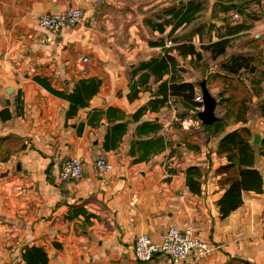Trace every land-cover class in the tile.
I'll return each instance as SVG.
<instances>
[{"label":"crops","instance_id":"crops-1","mask_svg":"<svg viewBox=\"0 0 264 264\" xmlns=\"http://www.w3.org/2000/svg\"><path fill=\"white\" fill-rule=\"evenodd\" d=\"M70 7L83 9L77 25L53 34L39 24ZM262 38L264 0H0V264H26L33 247L46 264H172L134 255L139 235L158 241L172 225L212 248L179 264H264V146H254L252 165L262 190H243L226 217L219 200L239 169L222 170L231 161L218 151L226 133L246 127L262 141L264 97L252 89L255 114L223 131L167 114L178 83L202 92L206 81L224 102L219 75L264 88V75L249 81L244 68L224 67ZM222 39L237 47L215 56L206 47ZM193 113L184 107L181 119ZM101 155L111 172L97 171ZM74 156L83 177L58 180ZM192 167L198 193L187 183Z\"/></svg>","mask_w":264,"mask_h":264},{"label":"trees","instance_id":"trees-1","mask_svg":"<svg viewBox=\"0 0 264 264\" xmlns=\"http://www.w3.org/2000/svg\"><path fill=\"white\" fill-rule=\"evenodd\" d=\"M230 6H228L229 8ZM229 46V39H222L215 42L206 48L212 50L213 54L220 55L226 52ZM185 51L197 54L194 45H187ZM200 57V53L197 54ZM264 57L249 58L244 54L231 56L230 60L224 65L225 69L232 74L239 73L240 69L255 73L258 81L264 74ZM218 81L225 87L228 94L226 98V113L220 116L214 125L216 130H225L231 123L247 122V113L250 110L251 90L264 97V88L248 85L239 78H232L228 75L218 76ZM254 85V84H253ZM171 95H176L181 98L184 107L193 109L198 102L194 100L196 95V87L193 83L182 82L173 86ZM261 114L264 116V98L260 104ZM204 124V123H203ZM206 125V124H204ZM252 130L250 127L243 128L241 131L235 130L226 133L220 141L219 152L226 155L231 161L230 164L223 167L222 170L236 167L239 169L237 178L230 181L223 196L219 200L220 213L222 217H226L233 210L237 209L242 203L243 190H262V175L260 171L254 168V145L251 136ZM264 146V137L259 146ZM198 167H192L188 171L187 183L192 191L200 192V183L194 180V176L198 175ZM26 264H46L47 254L38 247L27 249L23 254Z\"/></svg>","mask_w":264,"mask_h":264},{"label":"built area","instance_id":"built-area-1","mask_svg":"<svg viewBox=\"0 0 264 264\" xmlns=\"http://www.w3.org/2000/svg\"><path fill=\"white\" fill-rule=\"evenodd\" d=\"M234 18H239L237 12L233 13ZM84 18L83 9L80 7H70L60 15L41 14L39 24L53 34L60 33L67 27H72L80 23ZM172 42L168 41V45ZM88 61V58H85ZM222 97L217 100L216 114L221 104ZM194 100L198 102L193 108L194 113L181 119L184 107L180 98L171 95L168 99L167 114L172 121L180 120L185 128L202 122L198 113L204 107L203 93L196 92ZM218 115V114H217ZM219 116V115H218ZM220 117V116H219ZM97 171L101 174L109 173L113 170V164L104 155L97 158L95 162ZM84 175V161L80 156H74L63 161L56 178L62 182L80 180ZM211 246L199 236L192 233L191 229H181L177 225L169 227L161 240L155 241L148 234L139 235L134 243V255L139 262H148L157 255H162L172 262L179 264L188 258L197 260L205 257L210 251Z\"/></svg>","mask_w":264,"mask_h":264},{"label":"water","instance_id":"water-1","mask_svg":"<svg viewBox=\"0 0 264 264\" xmlns=\"http://www.w3.org/2000/svg\"><path fill=\"white\" fill-rule=\"evenodd\" d=\"M203 99H204V107L198 113L199 119L206 125H212L216 122L219 116L216 114L217 108V98L213 95V93L209 90L206 85V81H202L201 83ZM255 127H252L253 132V140L252 143L254 145H259L261 143V134L260 131Z\"/></svg>","mask_w":264,"mask_h":264},{"label":"rangeland","instance_id":"rangeland-1","mask_svg":"<svg viewBox=\"0 0 264 264\" xmlns=\"http://www.w3.org/2000/svg\"><path fill=\"white\" fill-rule=\"evenodd\" d=\"M256 41H258V48H252V49H249V50H246L245 48L242 50V54H244V55H246L247 57H249V58H252V57H264V51H262V49L264 50V38H262V39H260V40H256ZM243 42V41H242ZM229 46L230 47H237V45H235L234 46V43H230L229 44ZM247 48H249V47H247ZM259 50L258 51V53L256 54V51L255 50ZM251 53H253L252 55H251ZM264 75V74H263ZM262 75V76H263ZM245 79H247V80H249V81H252V80H254L255 78H256V75H255V73H253V72H250V71H246L245 72V74H244V76H243ZM263 79H264V76H263ZM249 89H250V87H249ZM224 99L225 98H223V99H221V104H222V108L221 107H219L218 108V110H217V114L219 115V116H224L225 115V113H226V102H224ZM251 105H252V103H251ZM250 105V110H249V112L247 113V118H248V115H249V117L251 118V115L252 114H255V112L252 110V106ZM255 116V115H254Z\"/></svg>","mask_w":264,"mask_h":264}]
</instances>
